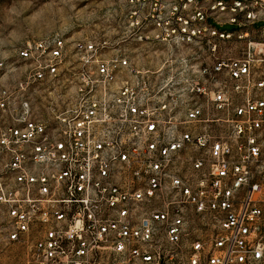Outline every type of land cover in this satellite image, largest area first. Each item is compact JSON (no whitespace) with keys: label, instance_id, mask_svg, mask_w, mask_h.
I'll return each instance as SVG.
<instances>
[{"label":"built area","instance_id":"2783aa9c","mask_svg":"<svg viewBox=\"0 0 264 264\" xmlns=\"http://www.w3.org/2000/svg\"><path fill=\"white\" fill-rule=\"evenodd\" d=\"M0 245L264 264V0H126L114 36L0 59Z\"/></svg>","mask_w":264,"mask_h":264},{"label":"rangeland","instance_id":"374dc122","mask_svg":"<svg viewBox=\"0 0 264 264\" xmlns=\"http://www.w3.org/2000/svg\"><path fill=\"white\" fill-rule=\"evenodd\" d=\"M125 1L0 0V59L12 62L16 51L27 42L51 35L71 40L114 36L119 30ZM133 53L137 58V50ZM40 111L44 109L41 107ZM23 259L19 245H0V264H23Z\"/></svg>","mask_w":264,"mask_h":264}]
</instances>
